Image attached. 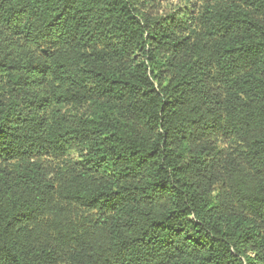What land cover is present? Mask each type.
<instances>
[{
  "label": "trees",
  "instance_id": "trees-1",
  "mask_svg": "<svg viewBox=\"0 0 264 264\" xmlns=\"http://www.w3.org/2000/svg\"><path fill=\"white\" fill-rule=\"evenodd\" d=\"M0 264H264V0H0Z\"/></svg>",
  "mask_w": 264,
  "mask_h": 264
}]
</instances>
